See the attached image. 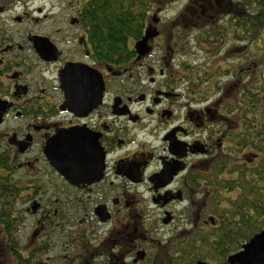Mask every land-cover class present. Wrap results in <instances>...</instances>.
Masks as SVG:
<instances>
[{"label": "flooded vegetation", "instance_id": "obj_1", "mask_svg": "<svg viewBox=\"0 0 264 264\" xmlns=\"http://www.w3.org/2000/svg\"><path fill=\"white\" fill-rule=\"evenodd\" d=\"M34 1L0 0V14L23 8L0 22V264H139L147 258L142 242L198 247L206 226L226 217L221 204L235 200L234 182L224 187L220 179L252 160L247 152L237 163L231 153L236 95L223 98L229 89L218 81L217 97L205 104L204 85L220 65L195 83L181 36H149L160 2L110 64L89 39L83 12L91 0H40L41 17L27 11ZM144 35L147 52L138 54ZM241 66L223 71L242 84ZM63 131L89 145L88 156L62 162L88 173L83 181H67L55 166L50 140ZM257 204L248 217H264L254 214ZM149 217L170 227L162 241L152 238Z\"/></svg>", "mask_w": 264, "mask_h": 264}, {"label": "trees", "instance_id": "obj_2", "mask_svg": "<svg viewBox=\"0 0 264 264\" xmlns=\"http://www.w3.org/2000/svg\"><path fill=\"white\" fill-rule=\"evenodd\" d=\"M154 1H157L156 4ZM171 1L173 0H130V4L126 6L124 0H91L87 4L90 12L84 11L83 15L89 13L88 35L94 52L99 56L105 54L110 64H118L127 53L126 41L140 37L152 4L157 6L160 2L164 6V3ZM169 27H177L182 32L189 33L197 30L194 36L201 38L204 44L220 43L228 36L236 44L244 43V57L241 60L244 76L241 79L242 87L236 96L235 109L237 116L242 119L239 128L244 126V132L238 133L237 148L239 151L256 153L258 160L262 158L264 163V0H190ZM257 58L261 59L256 62ZM255 62L257 67L254 68L252 63ZM248 63H251L248 66L250 69L246 68ZM205 73L210 78L209 72ZM248 113L252 115L249 116ZM250 170L251 168L244 169L239 177L234 178L235 181L241 183L249 179L253 188L252 184L264 179L260 166L253 168L251 177L248 176ZM238 197L236 206L247 203L244 190ZM253 209L258 216L264 214V204L258 202L253 205ZM245 214H233V217H241V221L247 223L249 217ZM223 243L220 246L225 249L226 245ZM226 252L223 250L220 254L226 257Z\"/></svg>", "mask_w": 264, "mask_h": 264}, {"label": "rangeland", "instance_id": "obj_3", "mask_svg": "<svg viewBox=\"0 0 264 264\" xmlns=\"http://www.w3.org/2000/svg\"><path fill=\"white\" fill-rule=\"evenodd\" d=\"M190 0H173L171 2L164 3V6H161V8L155 13L150 14L149 16V22L150 24L155 27L152 28L154 30L157 29V31H160L159 36L161 38H168L172 35H179L182 36L180 39H182L181 44L183 45V52L187 55L189 61L188 66V73L191 79H193L196 83L197 77H201V74H204L206 77L205 72H209V74H212V72L215 71L214 67L216 64L220 65L219 67H216V72L212 74L211 78V84L204 85L206 88L205 91V104L212 102L218 95V81L220 82V86L223 87L224 85H227V91L226 95L222 94L223 98H225L227 101H229L230 97L234 95H238L240 92V89L242 87L241 84H236L237 79H231L227 76V74L223 71L227 67H232L233 63L239 65L243 64L242 59H240L243 55L244 51V43L236 44L232 38L229 36L220 43H211L208 45H205L202 42V39L195 38L194 34L198 32L197 30L193 34L190 35H184L183 32H180L177 27L171 29L170 23L173 21L174 18H176L180 12L185 8V6L189 3ZM37 6L42 7L43 4L40 0H35L30 8L27 10L29 13L32 14V16L41 17L42 14H38L35 12V8ZM45 7H48V4L45 5ZM23 8L22 7H16L11 12H6L3 14H0V22H13L12 17L15 14L23 15L22 13ZM31 17V16H29ZM27 22L33 21L32 19L26 20ZM223 25V24H221ZM11 27H14V25H11ZM16 27H22L16 26ZM229 34V31H227ZM197 42V46H196ZM236 44L235 47L228 48L229 46ZM207 48L209 50H207ZM261 59L257 58L256 62ZM255 63H252V66L255 68L257 67ZM198 67V68H196ZM234 70L232 71V73ZM238 71L236 73V77L238 78ZM205 80V78H204ZM207 81V80H205ZM229 105V104H228ZM238 107V105H237ZM236 109V106H235ZM258 115V111H255ZM225 111H223V114ZM235 116L230 115V121L232 123H237V137L238 133H242L244 126L239 128L242 123V119L237 116V110H235ZM255 114V117H256ZM247 115H252L248 113ZM252 120H255V118H252ZM251 120V121H252ZM239 123V126H238ZM228 143V141L226 142ZM236 145L237 140H236ZM248 150L239 151L238 148H236V153L232 152L233 157L238 158L237 160H233L234 162H241V159H244L242 156V153H247ZM226 152H228L226 150ZM242 156V157H241ZM245 156L251 158L248 163L245 165H237L236 167L233 166L234 170L233 173L229 175H224V178L227 179H220V186L228 187L230 183L235 184L236 187V194L231 193V196H234L232 198H235L234 201L230 200L229 203L223 202L221 204V207L223 209L224 214H227L226 217H219L221 221H217L218 225L216 227H211L210 225L206 226V231L204 233V239L202 242H199L198 247L189 245L190 241H188L187 245H176L170 247V250L165 249L163 246V243L161 242L158 246L150 245V243H144L142 242V246L146 249L147 252V258L145 261H142V263L139 264H153L154 257L157 258V264H187L191 261H194V259H200L203 261H206L210 264H220L224 261V256L220 254V252L223 250L227 251L226 253L229 254L231 252L237 251L240 249V246L247 242L250 237H252L253 234L257 233L259 230L264 228V218L263 217H249L248 222L244 223L241 221V217H237L241 213H246V217H248L247 212L248 209H250V203L252 200L257 201L261 204H264V179L262 181H257L253 185V188H251V182L249 179H247L245 182H237L235 179L239 177L244 169H250V172H248V176L251 177L253 168L257 165L260 166L263 169L264 172V163H262V158L258 160V157L254 158L253 152H248ZM261 161V162H260ZM246 162V161H245ZM257 163V164H256ZM232 165V163H229ZM256 164V165H255ZM253 167V168H252ZM245 173V171H244ZM230 177H233L234 181L231 182ZM258 177V176H257ZM243 190L246 193V201L247 203L239 204L236 206V203L238 202V197ZM249 197V198H248ZM254 197V198H253ZM222 198V197H221ZM223 200V198L221 199ZM242 201V200H241ZM225 206V208H224ZM249 206V207H248ZM209 212V210H208ZM212 214H216L213 211H210ZM233 214H236L235 217H233ZM155 222V230L152 234V238L154 241H162L165 239L168 235L167 231L170 230V227H163L160 225V222L157 221L158 217H149ZM238 219V220H237ZM182 220V217H181ZM238 221V222H237ZM240 221V222H239ZM181 222V221H180ZM181 224V223H180ZM179 228H173V230H178ZM23 235V234H22ZM229 238H226L228 237ZM248 238L246 241L244 239ZM225 241V243H223ZM225 244V249L221 248L220 243ZM183 246V247H182ZM79 249V246H77V250ZM169 252L168 255H166L165 252ZM177 252L178 255H175L174 252ZM226 254V255H227ZM55 255V254H52ZM167 256H170L172 258V261L170 263H167L165 260ZM161 257V258H160ZM163 257V258H162ZM161 259H164L163 262H161ZM166 261V263H165Z\"/></svg>", "mask_w": 264, "mask_h": 264}, {"label": "water", "instance_id": "obj_4", "mask_svg": "<svg viewBox=\"0 0 264 264\" xmlns=\"http://www.w3.org/2000/svg\"><path fill=\"white\" fill-rule=\"evenodd\" d=\"M147 32L150 37L158 34L157 30H150ZM145 35L140 40L136 41L135 50L138 54H144L147 52ZM54 143L57 145V158L55 159L60 160V164L55 163V166L60 171V174L69 182L85 180L88 173L72 171L68 164L65 165L62 162L66 159L81 155L88 156L89 145L82 144V142L76 139L70 131L57 133L56 136L50 140L52 146ZM194 264L210 263L198 260ZM222 264H264V228L255 233L249 241L244 243L239 251L229 254L226 261Z\"/></svg>", "mask_w": 264, "mask_h": 264}]
</instances>
